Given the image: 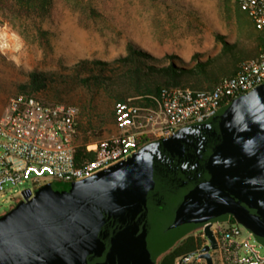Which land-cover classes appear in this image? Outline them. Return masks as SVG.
<instances>
[{
    "label": "water",
    "instance_id": "obj_1",
    "mask_svg": "<svg viewBox=\"0 0 264 264\" xmlns=\"http://www.w3.org/2000/svg\"><path fill=\"white\" fill-rule=\"evenodd\" d=\"M21 195L0 215V264H158L231 216L264 244V82L69 188Z\"/></svg>",
    "mask_w": 264,
    "mask_h": 264
},
{
    "label": "rangeland",
    "instance_id": "obj_2",
    "mask_svg": "<svg viewBox=\"0 0 264 264\" xmlns=\"http://www.w3.org/2000/svg\"><path fill=\"white\" fill-rule=\"evenodd\" d=\"M253 31L238 0H0V115L18 93L74 103L80 110L76 142H93L118 133L116 101L105 87L82 81L99 72V65L82 60L112 61L127 53L131 41L155 57H167L165 64L174 60L190 67L221 53L217 34L254 51ZM3 32L9 43L4 48ZM32 70L50 74L47 87L36 92L23 88ZM50 180L31 177L8 184L0 192V215L22 198L24 188L35 191ZM54 181L59 189L71 183Z\"/></svg>",
    "mask_w": 264,
    "mask_h": 264
},
{
    "label": "built area",
    "instance_id": "obj_3",
    "mask_svg": "<svg viewBox=\"0 0 264 264\" xmlns=\"http://www.w3.org/2000/svg\"><path fill=\"white\" fill-rule=\"evenodd\" d=\"M238 2L262 36L258 54L242 59L235 73L212 88L163 86L149 100L135 96L117 101L118 133L85 143L94 157L81 164L76 159L80 113L76 104L47 102L28 93L10 97L0 115V192L31 177L70 182L88 177L126 159L148 140L212 116L235 96L263 83L264 0ZM210 228L212 236L205 227L187 234L195 246L177 255L174 264H264L263 244L234 217L216 220Z\"/></svg>",
    "mask_w": 264,
    "mask_h": 264
},
{
    "label": "trees",
    "instance_id": "obj_4",
    "mask_svg": "<svg viewBox=\"0 0 264 264\" xmlns=\"http://www.w3.org/2000/svg\"><path fill=\"white\" fill-rule=\"evenodd\" d=\"M250 24L254 29L252 33L257 40V47L252 52L239 49L237 44L231 43L225 36L217 34V38L223 42L221 53L215 57L199 59L194 66L186 67L177 65L174 60L165 64L163 62L167 57H155L130 41L127 44V53L114 58L112 61L82 60L81 63L83 64L91 62L99 65L98 73L83 76L82 81L87 83L92 81L105 87L116 102L137 95L149 100L151 95L157 96L163 86L189 84L194 88H212L222 77L235 73L242 59L258 54L262 36L251 18ZM49 75L48 72L42 70H32L29 72V80L23 84V88H29L31 92L39 91L47 87ZM93 157V150L87 149L85 144L78 145L76 159L79 164ZM194 246V238L184 236L160 256L158 264H174L177 255L192 250Z\"/></svg>",
    "mask_w": 264,
    "mask_h": 264
},
{
    "label": "bare ground",
    "instance_id": "obj_5",
    "mask_svg": "<svg viewBox=\"0 0 264 264\" xmlns=\"http://www.w3.org/2000/svg\"><path fill=\"white\" fill-rule=\"evenodd\" d=\"M1 42H2V47H8L9 43L6 41V34L3 32V34L1 35Z\"/></svg>",
    "mask_w": 264,
    "mask_h": 264
},
{
    "label": "flooded vegetation",
    "instance_id": "obj_6",
    "mask_svg": "<svg viewBox=\"0 0 264 264\" xmlns=\"http://www.w3.org/2000/svg\"><path fill=\"white\" fill-rule=\"evenodd\" d=\"M22 199V198H21Z\"/></svg>",
    "mask_w": 264,
    "mask_h": 264
}]
</instances>
